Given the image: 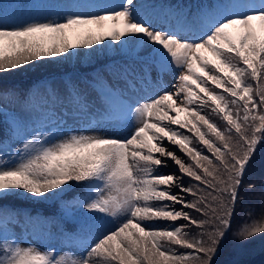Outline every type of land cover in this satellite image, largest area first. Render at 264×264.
<instances>
[{
	"label": "snow or ice",
	"instance_id": "1",
	"mask_svg": "<svg viewBox=\"0 0 264 264\" xmlns=\"http://www.w3.org/2000/svg\"><path fill=\"white\" fill-rule=\"evenodd\" d=\"M10 5H0V73L95 46L119 48L126 61L23 96L0 89L8 125L0 139V264H219L229 241L244 248L264 237V211L233 228L242 190L257 187L248 174L264 149V0H214L207 10H177L176 23L163 26L142 17L136 0ZM166 74L168 88L160 84ZM153 84L157 94L139 95ZM8 99L19 112H6ZM84 119L127 135L75 126ZM169 161L180 175L161 171ZM74 184L87 191L66 203L60 220L4 203L63 197ZM74 206L104 230L81 240L91 226ZM53 228L80 247L61 254L32 242Z\"/></svg>",
	"mask_w": 264,
	"mask_h": 264
},
{
	"label": "trees",
	"instance_id": "2",
	"mask_svg": "<svg viewBox=\"0 0 264 264\" xmlns=\"http://www.w3.org/2000/svg\"><path fill=\"white\" fill-rule=\"evenodd\" d=\"M9 0H0V5ZM15 2V0H12ZM150 1V9L152 13L159 10L164 11L170 16H165L164 21L170 23H176L175 13L177 10L183 9L187 11L191 9L193 13L200 9L207 10L209 5L214 0H143ZM28 3L30 0H23ZM144 7V6H143ZM145 9V8H144ZM103 49H97L93 52L90 49H75L71 54H65L64 57L44 58L39 61H35L29 65H25L21 68L0 73V89L14 90L21 96L28 93L30 89L34 87H42L45 82L60 84L62 81L72 78L73 80H81L85 77H91L96 74L97 70L103 71L106 65H119V55L121 51L117 53ZM115 54V55H114ZM125 55V54H123ZM118 57V59H117ZM125 62V61H123ZM122 62V63H123ZM8 101L6 112L10 115L11 112H19V107L12 104L11 100ZM6 120L5 112L0 111V139L8 136V125L3 123ZM182 131L183 130L181 129ZM193 135L192 133H187ZM19 142H17L18 145ZM195 143V141H194ZM203 148V145H200ZM206 155L211 156V153L204 149ZM178 155H183L177 150ZM171 162V161H170ZM174 169L178 171V167L171 162ZM164 173L172 174L173 171L170 167L161 170ZM180 175V173H179ZM249 180L256 184V189L252 192H245L242 190L241 195L244 196L242 200L237 204L234 216L233 228H239L243 223L250 218L258 217L262 211H264V189L261 185L264 182V149L255 157V164L252 171L248 174ZM184 182L186 185L190 183H197L191 178L185 177ZM87 190L84 185H73L70 192L63 197H56L48 199L46 201L33 200L23 195L14 196L4 203L12 205L16 208L24 209L31 213H40L44 216L54 217L57 220L62 218V213L65 210L66 203L70 200H79L81 195ZM176 191V189H174ZM187 199L191 200L193 197L187 196ZM179 207V206H177ZM88 214V213H87ZM194 216L198 215L194 211ZM89 215V214H88ZM169 222H156L158 227H164ZM176 223H183L178 221ZM49 234L50 239L59 240L62 242L63 237L56 229L51 230ZM60 252L65 250V246L61 245ZM219 264H264V237H256L244 248H237L229 241L224 250L220 254Z\"/></svg>",
	"mask_w": 264,
	"mask_h": 264
},
{
	"label": "rangeland",
	"instance_id": "3",
	"mask_svg": "<svg viewBox=\"0 0 264 264\" xmlns=\"http://www.w3.org/2000/svg\"><path fill=\"white\" fill-rule=\"evenodd\" d=\"M48 2H63V0H48ZM83 2H87L90 4H101V5H108V6H113L115 4H118L121 2V0H83ZM10 3H13L12 0H9L7 2H5L4 4H2L3 9L8 10L10 9L11 5ZM137 3V9L138 12L141 13L143 11L144 8L147 7L148 4H150V1H143V0H136ZM144 6V7H143ZM91 10H95V9H91ZM47 15H50L51 13H45ZM150 20L153 22L154 16L150 15ZM144 18L149 19V16L145 15L143 16ZM160 19V21H159ZM164 18L158 17V21L159 24L161 26H163V22H161V20H163ZM107 43V42H106ZM115 43V42H113ZM97 49H103L108 51L109 48H111L110 51H113L115 53H117L118 51H121L119 48H115L112 46H109L108 48H101L100 46H95ZM122 54H118L119 56V62H123L126 61V56L123 55L125 54L124 51H121ZM115 55V54H114ZM117 57V59H118ZM139 64L136 65L137 68H139ZM155 77V73L153 74ZM173 80H172V76L169 74H166L165 77L162 78V80L160 81V84L163 85V87L168 88L170 87V85L172 84ZM156 87L155 84H153L152 86H148L144 91L140 92L139 95L144 96V95H155L157 94L156 91L154 90ZM6 105L9 104L8 101L4 102ZM71 123V122H70ZM76 127H79L82 130H90V131H97V132H107L109 135L115 134V135H119V136H124L127 135V130L125 128H114L111 127L109 125H97L95 123H89L88 119H84L78 122V124L75 125ZM167 143V142H166ZM168 167H170L173 171H170L172 174H176L179 175L178 171H176L174 169V166L171 164V162L169 161ZM73 210L76 212V218L79 219L82 223L86 224V225H90L91 227L86 229V230H90L91 234H97L98 232L104 230V221L95 219L94 217H92L91 214H87L85 212H83L82 210L79 209L78 206H74ZM109 226H113L111 224H108L107 227ZM47 229L45 230H40L35 234V237L33 239V243H36L39 247L41 248H46V247H51L54 248L55 250L59 251V244L58 241H56L55 239H50L49 238V234L48 232H46ZM19 231V229L17 230ZM85 234L83 233L81 235V240H84ZM80 247V244L78 243H72L69 245L68 248H78ZM67 248V249H68ZM66 249V250H67ZM64 250V251H66ZM63 253V251H61V254Z\"/></svg>",
	"mask_w": 264,
	"mask_h": 264
},
{
	"label": "bare ground",
	"instance_id": "4",
	"mask_svg": "<svg viewBox=\"0 0 264 264\" xmlns=\"http://www.w3.org/2000/svg\"><path fill=\"white\" fill-rule=\"evenodd\" d=\"M140 15H141V16H145V15L148 16V12H141ZM147 87H148V86H145L144 90H145ZM144 90H143V91H144Z\"/></svg>",
	"mask_w": 264,
	"mask_h": 264
}]
</instances>
